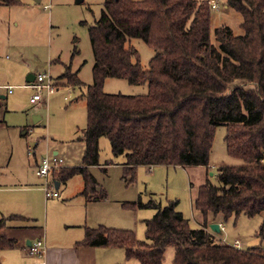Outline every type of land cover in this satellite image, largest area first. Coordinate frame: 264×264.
<instances>
[{"label":"trees","instance_id":"trees-1","mask_svg":"<svg viewBox=\"0 0 264 264\" xmlns=\"http://www.w3.org/2000/svg\"><path fill=\"white\" fill-rule=\"evenodd\" d=\"M20 4L0 0V6ZM224 7L242 16L240 34L226 24L213 29L210 0H106L89 29L95 63L93 83L81 95L87 105L84 166L56 170L54 180L66 183L82 175V195L105 200L106 191L88 169L99 164L102 137L115 156L126 157L127 184L140 166L209 168L219 126L227 128L228 154L245 165L221 166L219 185L207 180L198 186L193 210L200 228L190 226L176 201L162 206L140 198L130 205L157 209L145 220L146 240L130 229L86 227L78 247L122 248L127 260L140 264H164L168 247L175 251L172 264H264L263 247L237 248L210 229L219 218L263 214L257 236L264 241V0H226ZM128 38H140L156 51L148 69L137 50L126 47ZM110 77L148 84V92L108 94L104 84ZM60 78L69 86L83 85L69 67ZM17 220L31 221L18 215L0 219V253L17 248V240L3 234Z\"/></svg>","mask_w":264,"mask_h":264},{"label":"rangeland","instance_id":"rangeland-1","mask_svg":"<svg viewBox=\"0 0 264 264\" xmlns=\"http://www.w3.org/2000/svg\"><path fill=\"white\" fill-rule=\"evenodd\" d=\"M20 1V5L0 6V95L7 96V101H2L4 105H0V218L18 214L31 217L37 219L38 230H46L49 237L64 236L80 231L71 224H78L74 223L78 212L85 216L87 203L79 196L84 188V178L74 176L58 189L59 198L47 200L46 180L36 173L34 153L40 161L47 154L58 151L65 167L84 166L86 144L81 139L87 126V105L81 95L93 83L95 63L89 29L100 19L106 0ZM225 1L218 0L220 10L213 11V29L226 22L235 31L238 24L229 14L230 10L224 7ZM126 47L137 50L141 66L149 68L156 55L154 49L140 38H128ZM75 49L78 54H74ZM133 62H137L136 59ZM67 67L78 74L83 85L56 86L51 95L44 91L43 100L31 104L30 98L36 92L24 87L28 75L48 74L60 84L65 82L60 77ZM5 86L10 87L12 93L3 90ZM104 91L143 95L148 92V84L131 85L125 79L110 77L105 81ZM226 135V126L216 128L209 168L141 166L135 181L130 184L124 178L126 157L115 156L109 139L102 137L99 164L88 169L108 198L101 203H90L91 227L130 229L139 240H146L145 220L153 218L157 209L130 205L141 198L144 203L154 199L162 206L176 201L177 210L189 220L190 226L200 228L201 217L193 210L198 186L207 180L219 185L217 175L221 166L245 165L228 154ZM29 148L33 149L31 155ZM262 219L263 214L255 217L241 214L227 221L219 218L218 222H224V230L217 235L231 245L241 242L242 249L264 248V241L257 236ZM11 253L16 251L2 252L6 258L3 264H16ZM27 255L35 260L30 253ZM174 255V248L168 247L164 264H172ZM121 264L140 263L124 257Z\"/></svg>","mask_w":264,"mask_h":264},{"label":"crops","instance_id":"crops-1","mask_svg":"<svg viewBox=\"0 0 264 264\" xmlns=\"http://www.w3.org/2000/svg\"><path fill=\"white\" fill-rule=\"evenodd\" d=\"M229 14L231 15V17L235 18V20L237 21V24H238L237 29L235 31L233 29L232 30L234 31L235 34H240L242 32L241 28H240V24L242 22V16L240 14L234 12L233 10H230ZM225 23L226 22H224V24ZM221 24H222V22H221ZM218 26L219 25H215L214 28H217ZM35 77H36V75L29 74L27 79H30V80L34 79L35 80ZM26 82H27V84L24 85L25 88H27L26 86L29 85L30 83H33L34 81L29 82L26 80ZM64 84H65V82L58 84L54 81L55 87L56 86L59 87V85L65 86ZM6 87H8V86H5V88H3V90L7 89L9 94L12 93V91L10 90V87H8V88H6ZM79 98H81V97H79ZM0 99H1L0 105H2V104L4 105V102H2V101L3 100L7 101V96L2 94V95H0ZM37 103H35V104H37ZM31 104H33V103H31ZM0 107H2V106H0ZM54 154L59 156L60 152L54 151ZM34 156H35L33 159L34 168H36L41 160L39 161L37 159V156L35 153H34ZM94 166H97V165H94ZM90 167H92V166H90ZM146 167H148V166H146ZM149 168H151V167H149ZM123 169H124V164H123ZM55 182H57V181H55ZM62 184H66V183H60L58 189L61 188ZM45 187H46V184H45ZM45 187H44V191H45ZM84 188H85V183H84ZM84 188H83V191H84ZM83 191L81 193H79V196L80 195L83 196L82 195ZM45 197H46V195H45ZM59 197H60V193H59ZM83 197L87 203L85 205V216L82 212L77 213V222H74V223H78V224H71L77 228H80V231H76L75 233H72L69 235H64V236L60 235V236L49 237L47 234L48 232H46V230L44 231L42 228L40 230H38V228H40V227H39V223L37 222V219L22 216L20 214H18V216L25 217L27 219H30L31 221L29 223H28V221L23 222L21 220L9 222L7 228L5 230H3V234H5L9 238L16 239L18 242L17 248L13 249L14 251H16V253H11V257L16 258V264H34L35 260H32L27 255V253L28 254L30 253L29 246L27 245V242L30 241L32 243V242H34L35 239L36 240L42 239L45 241V256H44L45 264H121L124 257L126 258L125 251L122 248L78 247L77 246V243L81 242L85 237V228L86 227L96 228V227H91L93 222H91V219H90V217H91L90 210H91V206H92V205H90V203L94 202V200L88 201L85 198V196H83ZM196 197H197V194L195 192L193 199H195ZM51 199H53V198H51ZM47 200H49V199H47ZM95 203H101V202L96 200ZM2 217H4V216H2ZM211 223L223 224L224 222L222 220H220L219 222L217 220H214V221H211ZM214 234H217V233H214ZM217 238H219L218 235H217ZM241 249H242V246H241ZM2 252L0 253V258H1V261L3 262L6 258H5V256L2 255ZM9 256L10 255H8V257Z\"/></svg>","mask_w":264,"mask_h":264},{"label":"built area","instance_id":"built-area-1","mask_svg":"<svg viewBox=\"0 0 264 264\" xmlns=\"http://www.w3.org/2000/svg\"><path fill=\"white\" fill-rule=\"evenodd\" d=\"M210 5L212 10L219 11L220 4L218 0H210ZM46 8H48L46 6ZM27 88H31L35 90V94L30 98V103H37L43 100V92L46 91L48 95H51L55 90L54 81L51 76L48 74H38L35 77L33 83H30L26 86ZM33 149L29 148V154L31 155ZM264 163V160L262 161ZM65 167V161L55 154H47L46 157L41 159L40 164H38L36 173L38 176L46 180L45 187V195L47 199L58 198L59 192L55 187V180L53 177V173L56 170ZM220 230H224L223 225L220 223ZM234 246L237 248H241V244L239 241L234 243ZM30 254L35 257L34 264H45L44 256H45V241L42 239H38L31 243L29 246Z\"/></svg>","mask_w":264,"mask_h":264},{"label":"water","instance_id":"water-1","mask_svg":"<svg viewBox=\"0 0 264 264\" xmlns=\"http://www.w3.org/2000/svg\"><path fill=\"white\" fill-rule=\"evenodd\" d=\"M27 81H29V82H33L34 81V79L33 80H30V79H27ZM59 182H55V187L58 189L59 188ZM210 229L214 232V233H220V224H218V223H211L210 224ZM27 245L28 246H30L31 245V242L30 241H28L27 242Z\"/></svg>","mask_w":264,"mask_h":264}]
</instances>
